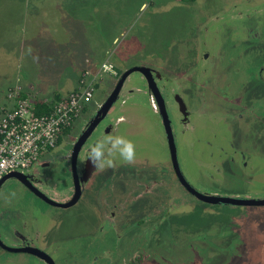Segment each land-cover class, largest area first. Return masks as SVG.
I'll return each mask as SVG.
<instances>
[{"label":"flooded vegetation","instance_id":"flooded-vegetation-1","mask_svg":"<svg viewBox=\"0 0 264 264\" xmlns=\"http://www.w3.org/2000/svg\"><path fill=\"white\" fill-rule=\"evenodd\" d=\"M221 26L215 33L225 30V44L220 45V38L213 45L204 41L202 33L209 26H202L196 60L184 68L142 64L126 69L108 95L84 107L53 148L0 184V262L73 264L62 251L66 241H48L50 225L39 213L53 220V211H68L90 200L98 214L95 226L86 231V237L95 240L86 253L95 255V262L108 258L103 264H245L231 259L237 246L228 256L225 246L233 241L227 234L199 243L190 234L176 240L169 234L175 228L172 220L183 212L185 194L198 203L229 207L199 200L183 179L199 195L245 197L258 176H264V46L249 68L256 81H244L245 70L236 64L253 54L251 31L237 46L232 44L233 31L246 28V21L236 28L224 21ZM134 67L148 69L149 75L134 72V78L131 73L105 116L95 121V113ZM153 122L166 141L164 164L144 155L127 165L117 156L115 167L96 171L87 161L91 146L104 137L142 134ZM187 147L196 166L184 171ZM160 241L166 244L160 246ZM194 243L198 249L185 248Z\"/></svg>","mask_w":264,"mask_h":264},{"label":"rangeland","instance_id":"rangeland-1","mask_svg":"<svg viewBox=\"0 0 264 264\" xmlns=\"http://www.w3.org/2000/svg\"><path fill=\"white\" fill-rule=\"evenodd\" d=\"M223 21L232 28L246 21V28L233 31L232 44H242L251 31L253 54L236 66L245 70L244 81L255 82L249 68L258 62V49L264 46L263 40L257 39L258 32L259 37L264 35V0H197L192 4L177 0H0V118L13 105L9 95L17 89L33 102L50 103L56 95L66 98L87 83L94 88L91 101L96 102L104 93L108 95L131 66L184 68L200 50L202 26H209L202 33L208 44L219 38L220 45L225 42V30L215 33ZM104 64L112 66L113 73L102 71ZM155 123L148 124L142 134L128 131L132 134L124 136L136 145L137 156L152 155L164 164L166 141ZM183 157L184 171L195 168L190 148ZM257 180L256 187L245 191V197L264 196V176ZM184 200L183 212L172 220L175 228L169 234L174 240L190 234L199 243L227 234L233 241L225 244L228 256L233 255V246L240 248L231 259L264 264V207H213L187 194ZM39 214V219L50 225L48 241H66L62 251L73 258V264H103L108 260L95 262V255L92 258L86 253L94 240L86 237V231L95 226L98 214L90 200L68 211H53V220L48 214ZM209 244L214 245L213 241ZM185 248L198 246L194 243ZM5 262L16 264L14 260Z\"/></svg>","mask_w":264,"mask_h":264},{"label":"built area","instance_id":"built-area-1","mask_svg":"<svg viewBox=\"0 0 264 264\" xmlns=\"http://www.w3.org/2000/svg\"><path fill=\"white\" fill-rule=\"evenodd\" d=\"M112 71L104 64L102 71ZM113 73V71H112ZM94 88L87 85L59 101L50 114L38 115L30 99L15 90L9 95L13 105L0 118V181L10 172L27 170L40 156L53 148L63 132L86 105Z\"/></svg>","mask_w":264,"mask_h":264},{"label":"clouds","instance_id":"clouds-1","mask_svg":"<svg viewBox=\"0 0 264 264\" xmlns=\"http://www.w3.org/2000/svg\"><path fill=\"white\" fill-rule=\"evenodd\" d=\"M124 120L121 117V122ZM119 157L124 164L134 165L137 159L136 145L123 136L108 135L91 146L87 161L96 171L115 167V158Z\"/></svg>","mask_w":264,"mask_h":264},{"label":"water","instance_id":"water-1","mask_svg":"<svg viewBox=\"0 0 264 264\" xmlns=\"http://www.w3.org/2000/svg\"><path fill=\"white\" fill-rule=\"evenodd\" d=\"M134 72L143 73L148 76V69L144 67H134L127 72L124 73L121 80L117 84V86L113 89V91L109 94L108 98L105 100L104 105L95 113V121L100 120L109 108L112 103L118 98L121 88L123 87V83L126 78ZM155 86V85H153ZM156 92V90H155ZM95 126V125H94ZM14 174H17L16 171H12L7 174L1 181L0 184L5 182L8 178L12 177ZM181 176V175H180ZM183 184L187 187L191 193L198 197L199 200L213 204V205H227V206H244V207H262L264 206V196L263 197H232V196H221V195H213V194H203L199 195L198 193H194V190L191 186L187 184V182L183 179Z\"/></svg>","mask_w":264,"mask_h":264},{"label":"trees","instance_id":"trees-1","mask_svg":"<svg viewBox=\"0 0 264 264\" xmlns=\"http://www.w3.org/2000/svg\"><path fill=\"white\" fill-rule=\"evenodd\" d=\"M181 1L194 2L197 0H181ZM20 98L26 99V95L22 93ZM61 100L62 99H61L60 95H56L55 98L50 103H45L43 101H36L33 103L35 104L36 112L38 115H46V114H50L53 111L56 104ZM66 133H67V130H65L63 132V134H66Z\"/></svg>","mask_w":264,"mask_h":264}]
</instances>
